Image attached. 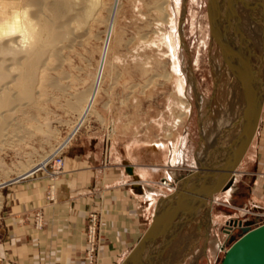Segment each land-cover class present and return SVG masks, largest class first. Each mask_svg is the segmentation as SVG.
Here are the masks:
<instances>
[{"label":"rangeland","instance_id":"obj_1","mask_svg":"<svg viewBox=\"0 0 264 264\" xmlns=\"http://www.w3.org/2000/svg\"><path fill=\"white\" fill-rule=\"evenodd\" d=\"M160 1L120 0L101 90L85 120L73 105L88 94L96 79L101 50L108 39L109 8L116 0H103L99 20L89 30V36L65 50L61 61H49L41 77L43 87L37 92L35 101L19 113V125L13 128L12 137L4 144L0 143V245L7 236V201L14 189L24 185L31 190H40L52 204L59 203L56 191L65 176V163L57 167V158H63L65 162L66 157L80 155L84 160H90L89 166L95 174L90 182L82 184L76 196L88 200L90 206L83 230L85 264L88 263L91 235L94 236V264H104L103 246L108 244L112 249L117 246L115 235L119 228L115 231L107 217L116 211L109 203L112 188L107 181L111 172L127 170L128 166L116 159L112 142L118 145L137 142L141 146L148 141L169 146L179 142L183 151L179 150L182 154L180 163L157 164L161 171L166 168L174 173L172 180H161L169 188L158 187L166 196L198 168L197 155L202 150L203 134L211 117L215 110L230 106V76L219 48L210 36L207 0H178L176 3L173 0L176 30L162 21L156 12L155 6ZM218 2V11L222 2L228 8L226 0ZM166 32L176 34L178 60L187 81L184 100L190 103V114L182 124L179 122L180 99L174 83L157 75L172 72L170 58L156 45H151L155 41L162 44V35ZM221 34L226 39L224 28ZM146 60L153 66L145 72L141 70V64ZM262 116L263 123L260 122L256 139L238 168L237 180L213 204L209 236L206 225L199 223L201 218L192 221L155 264H222L231 238L237 239L241 233L240 228H235L228 238L225 231L229 222L239 221L254 227L264 223V113ZM45 160V166L19 177ZM138 163L143 167L153 165L143 160ZM38 214L43 216L40 229L37 228ZM48 220L44 206L38 204L32 215V230L43 232ZM93 230L95 234H91ZM144 232L145 227L141 230ZM130 239L127 242L133 246L134 241ZM126 253L119 256L115 264ZM149 255L151 257L152 252ZM0 264H8L3 251H0Z\"/></svg>","mask_w":264,"mask_h":264},{"label":"bare ground","instance_id":"obj_2","mask_svg":"<svg viewBox=\"0 0 264 264\" xmlns=\"http://www.w3.org/2000/svg\"><path fill=\"white\" fill-rule=\"evenodd\" d=\"M172 1L161 0L155 8L156 12L163 18L162 21L164 20L165 23L171 24L173 30H176L177 26H175L173 20L174 7ZM176 2L178 0H175ZM226 2L228 8L222 2L221 8L219 6V11L217 10V26L220 32L224 28L225 41L229 43L233 52L246 56L251 60L254 69L257 71L256 80L260 86H263L264 0H226ZM102 5L103 0H0V143L6 142L12 137L13 128L19 125V113L35 101L37 92L39 93L40 88L43 87L41 77L42 73L46 72L49 61L52 59L61 61L65 50L72 47L78 40L89 36V30L99 20V11ZM176 5L177 9H179L178 4ZM119 7L120 0H116V3L109 8L108 39L107 41L105 40V45L101 50V60L98 65L96 79L88 94L73 105L74 109L80 110L82 120H85V117L93 110L101 90V82L106 72L110 51V38L116 27V12ZM226 22L229 24L227 25ZM162 39V44H157L155 41L151 45H156L164 56L170 58L171 62L169 64H171L172 72H167L165 69L166 72L164 74L157 75L164 78L166 82L174 83L176 94L180 99L181 113L179 122L182 124L190 114V103L187 99V101L184 100L187 97L185 90L187 84L186 76L182 72L178 60L179 49L175 32L164 33ZM156 64L158 65L159 63ZM152 66L153 64L150 60H146L141 64V70L149 71ZM164 67L166 68V65ZM229 76L230 92L228 99L230 106L221 108L218 111L215 110L214 116L211 117V123L209 122L210 125H208L203 134L202 150L197 155L198 168L212 164L221 154H226L232 148L234 150L238 144L242 124L240 122L246 112V99L243 86L230 73ZM263 112L264 106L262 115ZM259 128L260 123L245 156L256 139ZM74 132H76V129ZM235 140L236 143L234 144ZM112 147L113 149L115 148L114 142ZM179 150L182 151L179 142L172 143L169 146L163 142L153 143L148 141L144 146L127 143L115 152L117 156H123L125 159L135 158L139 161L150 160V162L156 164L166 162L176 165L180 163L179 161L182 158ZM221 151L223 152L221 153ZM46 161L25 170L19 177L22 178L39 169L40 166H45ZM196 170L194 171L196 172ZM237 173L238 169L233 174L234 182L238 178ZM171 175L172 173L169 176V180H172ZM156 184L161 188H169L167 183ZM173 189L175 191L177 188L174 187ZM223 192L225 191H221L214 196L213 204L218 202L217 198ZM155 203L156 200L151 210V223L155 215ZM239 223V221L229 222L230 225L225 231L228 238L231 237L235 228H239ZM221 249L224 250V246H221ZM159 259L160 257L157 258V261Z\"/></svg>","mask_w":264,"mask_h":264},{"label":"crops","instance_id":"obj_3","mask_svg":"<svg viewBox=\"0 0 264 264\" xmlns=\"http://www.w3.org/2000/svg\"><path fill=\"white\" fill-rule=\"evenodd\" d=\"M112 144L113 152L122 147L114 142L113 149ZM134 144L140 145L137 142ZM115 155L116 159L121 163L125 162L124 165L128 168L111 172L107 181L109 188H112L109 203L116 208V211L107 217L114 230H119L115 235L117 246L114 249L108 244L102 247L104 264H115L119 256L127 252L125 257L119 260L121 263L130 254L143 234L142 228L147 230L151 223V210L155 200L154 211L159 201L166 196L156 183L170 179L171 173V178H174L173 171H161L156 163L151 162L153 165L143 167L135 158L125 159L123 156H117L116 152ZM89 164L90 160H84L80 155L66 157L65 176L56 191L58 204H52L40 190H31L24 185L13 190L7 201V236L0 245V251L7 256L8 264H85L83 230L90 206L88 200L77 199L76 196L80 193L82 184L90 182L95 175ZM38 204L44 206L49 218L46 230L41 233L32 230V215ZM259 208L263 209L260 206ZM130 238L134 241L133 246L127 242Z\"/></svg>","mask_w":264,"mask_h":264},{"label":"water","instance_id":"obj_4","mask_svg":"<svg viewBox=\"0 0 264 264\" xmlns=\"http://www.w3.org/2000/svg\"><path fill=\"white\" fill-rule=\"evenodd\" d=\"M218 1L207 0L210 36L228 72L243 86L246 99L238 144L212 164L185 176L174 192L159 201L151 225L121 264H155L160 254L173 246L185 228L198 218L200 225L202 222L206 225L208 237L214 196L234 185L233 174L257 132L264 106V85L258 84L251 60L234 53L223 38L217 26ZM239 228L241 235L238 239L231 238L222 264H264V224L252 229L240 222ZM149 252L153 254L151 257Z\"/></svg>","mask_w":264,"mask_h":264},{"label":"built area","instance_id":"obj_5","mask_svg":"<svg viewBox=\"0 0 264 264\" xmlns=\"http://www.w3.org/2000/svg\"><path fill=\"white\" fill-rule=\"evenodd\" d=\"M55 164H56L57 167L60 168L64 164V159L63 158H57ZM42 218H43V216L41 214L37 215V221H38L37 222V228L38 229H40V227H42ZM248 226L250 228H256V227H258L260 225L255 226V227L251 226V225H248ZM91 234H95L94 230L91 232ZM93 237L94 236H92V235L89 237L90 243H89V249L87 251V256H88V263L87 264H94V262H95V258H94L95 257V246H94V240H93L94 238ZM239 237H240V235H239Z\"/></svg>","mask_w":264,"mask_h":264}]
</instances>
